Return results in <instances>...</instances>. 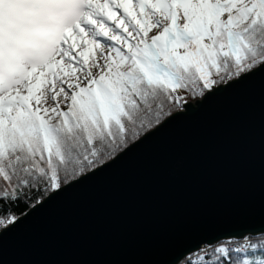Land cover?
<instances>
[{
	"label": "snow or ice",
	"instance_id": "obj_1",
	"mask_svg": "<svg viewBox=\"0 0 264 264\" xmlns=\"http://www.w3.org/2000/svg\"><path fill=\"white\" fill-rule=\"evenodd\" d=\"M256 74L264 0H0V235L166 126L182 90ZM231 243L175 264H264V233Z\"/></svg>",
	"mask_w": 264,
	"mask_h": 264
},
{
	"label": "water",
	"instance_id": "obj_2",
	"mask_svg": "<svg viewBox=\"0 0 264 264\" xmlns=\"http://www.w3.org/2000/svg\"><path fill=\"white\" fill-rule=\"evenodd\" d=\"M264 233V74L221 88L0 235V264H175Z\"/></svg>",
	"mask_w": 264,
	"mask_h": 264
},
{
	"label": "trees",
	"instance_id": "obj_3",
	"mask_svg": "<svg viewBox=\"0 0 264 264\" xmlns=\"http://www.w3.org/2000/svg\"><path fill=\"white\" fill-rule=\"evenodd\" d=\"M181 94L184 95L189 102L200 98V97H197V96L190 95L187 90H182ZM25 211H27V209H25ZM250 238L255 243V242H257V240H259L261 238V234L257 235V236H253V237L251 236ZM232 255H233L234 259L242 258V254L233 253ZM253 255H255V256L264 255V250H261V249L250 250L249 256H253Z\"/></svg>",
	"mask_w": 264,
	"mask_h": 264
},
{
	"label": "built area",
	"instance_id": "obj_4",
	"mask_svg": "<svg viewBox=\"0 0 264 264\" xmlns=\"http://www.w3.org/2000/svg\"><path fill=\"white\" fill-rule=\"evenodd\" d=\"M249 237H251V236H249ZM226 240L232 241V243L230 244V247H232V248L238 247L239 243L243 242V238L242 239L230 238V239H226Z\"/></svg>",
	"mask_w": 264,
	"mask_h": 264
},
{
	"label": "rangeland",
	"instance_id": "obj_5",
	"mask_svg": "<svg viewBox=\"0 0 264 264\" xmlns=\"http://www.w3.org/2000/svg\"><path fill=\"white\" fill-rule=\"evenodd\" d=\"M220 242H225V243H227V242H228V240H226V239H225V240H222V241H220Z\"/></svg>",
	"mask_w": 264,
	"mask_h": 264
}]
</instances>
